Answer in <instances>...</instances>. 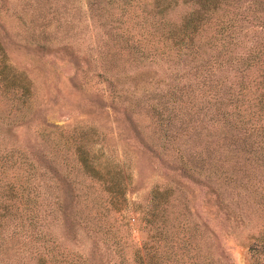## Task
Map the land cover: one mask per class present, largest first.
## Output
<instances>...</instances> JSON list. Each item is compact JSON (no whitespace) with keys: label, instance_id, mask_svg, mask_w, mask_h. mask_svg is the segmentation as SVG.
<instances>
[{"label":"trees","instance_id":"1","mask_svg":"<svg viewBox=\"0 0 264 264\" xmlns=\"http://www.w3.org/2000/svg\"><path fill=\"white\" fill-rule=\"evenodd\" d=\"M86 1L93 22L108 27L109 38L97 46L99 54L134 63L132 74L120 73L116 66L113 77L131 80L146 97L126 99L130 117L135 119L134 111L144 108L153 121L159 140L143 133L146 142L159 151L174 150L182 171L203 176L219 203L231 185L249 191L250 166L264 172V0ZM46 25L43 22L41 28ZM107 44L116 55L108 53ZM7 58L0 39V88L14 105L0 115V264H101L93 255L88 258L65 249L44 225L46 170L41 168L45 164L36 163L9 139L16 121L9 114H16L21 123L32 119L35 109L28 83L9 71ZM106 68L105 63L98 74L109 81L111 96L120 97L122 89L107 76ZM36 130L49 139L53 131L62 134L64 126L49 128L40 122ZM70 137L66 135L62 146L75 149L73 161H62L69 169L53 181L64 233L74 238L76 223L99 232L102 242L117 255L114 264H228L210 226L191 219L187 197L177 184L153 189L150 201L132 209L140 212L136 218L143 233L140 242L130 244V251L120 231L129 225V218L120 225H107L79 207L65 210L56 190L78 203L86 192L82 194L77 183L85 180L84 172L94 169L92 160L79 157V151H85L83 142ZM49 161L51 169L60 173L56 161ZM93 173L92 177L97 176L96 169ZM110 179L114 192L123 193L121 180L115 174ZM114 197L116 201L118 196Z\"/></svg>","mask_w":264,"mask_h":264},{"label":"rangeland","instance_id":"2","mask_svg":"<svg viewBox=\"0 0 264 264\" xmlns=\"http://www.w3.org/2000/svg\"><path fill=\"white\" fill-rule=\"evenodd\" d=\"M43 22L47 24L44 29ZM107 28L93 22L86 0H0V39L8 55L6 62L16 78L28 83L35 109L32 119L21 123L16 114H9L10 120L16 121L11 128L13 134L8 137L36 163L45 164L41 168L46 170L42 182L45 227L53 231L65 249L76 250L88 258L93 255V260L101 264L117 261L115 251L102 242L99 232L76 223L73 238L64 233L59 223L63 215L56 208L58 197L53 181L69 169L62 161H73L74 148L66 150L62 146L66 135H70L83 142L85 151H79V157L84 155L92 160L95 177L100 179L92 177L94 169L84 172L81 178L85 180L77 185L86 195L78 203L69 194L56 190L65 210L79 207L94 221L107 225H120L129 218V225L122 226L120 231L130 251V244L140 242L143 233L136 218L140 212L132 209H141L139 204L150 201L153 189L177 184L187 197L191 219L210 226L219 253L228 264H264V172L256 165L250 166V190L231 185L220 195L219 203L203 183V176L182 171L174 150L153 149L144 134L153 141L159 137L153 132L147 110L134 111V119L126 109L129 97H146L134 89L131 80L113 77L116 66L120 73L132 74L134 63L105 59L97 49L108 37ZM48 38H53L49 45L40 47ZM107 46L108 53L116 55L115 48ZM105 63L107 76L122 89L120 97L111 96L109 81L98 74ZM13 107L0 88V115ZM40 122L49 128L63 125L64 132L56 130L49 139L41 138L36 130ZM50 159L56 161L60 173L51 169ZM114 174L123 183V193H115L110 184ZM222 187H226L225 183ZM114 195L118 196L116 201Z\"/></svg>","mask_w":264,"mask_h":264}]
</instances>
